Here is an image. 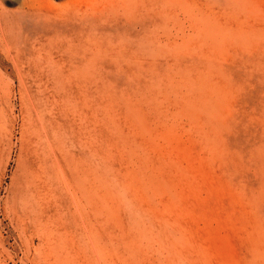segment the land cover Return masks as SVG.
<instances>
[{
    "label": "rangeland",
    "instance_id": "rangeland-1",
    "mask_svg": "<svg viewBox=\"0 0 264 264\" xmlns=\"http://www.w3.org/2000/svg\"><path fill=\"white\" fill-rule=\"evenodd\" d=\"M0 264H264V0H0Z\"/></svg>",
    "mask_w": 264,
    "mask_h": 264
}]
</instances>
